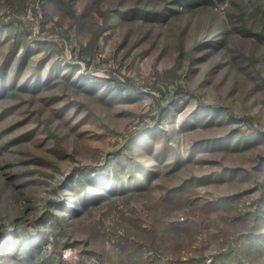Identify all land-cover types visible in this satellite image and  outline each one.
Listing matches in <instances>:
<instances>
[{"label":"rangeland","instance_id":"1","mask_svg":"<svg viewBox=\"0 0 264 264\" xmlns=\"http://www.w3.org/2000/svg\"><path fill=\"white\" fill-rule=\"evenodd\" d=\"M0 264H264V0H0Z\"/></svg>","mask_w":264,"mask_h":264},{"label":"trees","instance_id":"2","mask_svg":"<svg viewBox=\"0 0 264 264\" xmlns=\"http://www.w3.org/2000/svg\"><path fill=\"white\" fill-rule=\"evenodd\" d=\"M206 3H213L214 1H222V0H205Z\"/></svg>","mask_w":264,"mask_h":264}]
</instances>
